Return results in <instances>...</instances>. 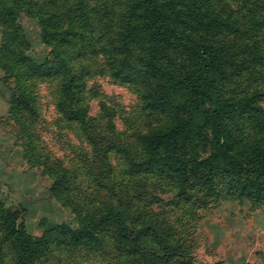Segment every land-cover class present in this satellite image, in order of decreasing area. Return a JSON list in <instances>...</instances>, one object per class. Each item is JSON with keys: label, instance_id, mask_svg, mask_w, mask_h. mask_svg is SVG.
<instances>
[{"label": "rangeland", "instance_id": "rangeland-1", "mask_svg": "<svg viewBox=\"0 0 264 264\" xmlns=\"http://www.w3.org/2000/svg\"><path fill=\"white\" fill-rule=\"evenodd\" d=\"M43 1L33 0L47 9ZM65 1L79 6V0ZM80 2L94 31L111 25L117 31L127 22L129 0ZM225 2L227 6L221 4L224 10L244 11L245 5L238 0ZM37 15L16 0H0V243L5 233L2 219L15 213L18 227L24 226L34 239L53 238L40 264H264V202L236 195L227 183L215 194H207L195 178L187 188L178 187L145 161L138 170L130 166L126 154L136 156L139 152L138 135L147 128L150 115L142 108L138 87L115 80L101 52L73 59L74 67H85L89 119H61L57 95L65 73L33 75L23 68V58L42 63L51 56ZM69 17L66 13L63 23H69ZM89 31L86 35H91ZM98 36L102 43L116 38L112 34L111 38ZM78 43L88 45L86 39ZM14 67L24 69L22 80L14 74ZM248 78L251 86L242 79H230L225 91L248 87L250 93H257L255 102L264 108L262 79ZM20 81L26 91L37 96L36 118L13 111ZM257 116L234 113L227 123L237 131L243 122L255 126ZM162 119L152 117L154 121ZM29 129L40 139L28 136ZM42 149L75 175L71 190L64 186L53 190V178L40 164L44 158L37 156ZM210 151L200 146L195 152L202 158ZM108 208L123 210L132 228L147 227L140 247L119 240L113 223L98 227L79 247L69 244L67 234H61L64 230L85 233L83 222ZM3 253L8 259L0 264H17L12 247L6 245Z\"/></svg>", "mask_w": 264, "mask_h": 264}, {"label": "trees", "instance_id": "trees-1", "mask_svg": "<svg viewBox=\"0 0 264 264\" xmlns=\"http://www.w3.org/2000/svg\"><path fill=\"white\" fill-rule=\"evenodd\" d=\"M129 1L127 22L117 31L112 25L94 31L80 0L78 7L71 1L44 0L47 9L33 0H16L19 6L38 14L51 56L42 63L23 58L26 70L14 67V74L22 80L25 73H65L57 95L61 119L85 121L90 108L83 79L85 67H74L73 59L101 52L115 80L138 87L142 108L150 115L147 128L138 135L140 153H125L133 169L138 170L145 161L178 187L187 188L195 178L207 194H215L227 183L236 195L264 202V108L255 102L257 93H250L248 87L225 91L230 79H242L251 86L247 79L254 76L264 84V0H238L245 5L244 11L224 10L221 4H226L225 0ZM104 11L108 14L109 10ZM66 13L70 16L67 24L63 23ZM89 28L91 35H86ZM98 33L116 38L102 43ZM80 39H86L88 45H77ZM22 85L18 82L13 111L36 118L37 96ZM247 112L258 115L256 125L243 122L233 131L227 123L229 117ZM154 116L163 119L154 121ZM27 132L39 138L31 129ZM200 146L212 151L199 158L195 151ZM41 152L43 155L37 156L44 158L40 164L52 176L53 190L61 186L71 190L75 175L44 149ZM122 211L108 208L83 222L85 233L64 230L61 234H67L69 244L79 247L98 227L113 223L119 240L140 247L147 227L132 228ZM7 219L1 222L5 233L0 263L8 259L3 248L9 245L16 251L17 264H40L52 236L34 239L24 226L18 227L15 213H9Z\"/></svg>", "mask_w": 264, "mask_h": 264}]
</instances>
